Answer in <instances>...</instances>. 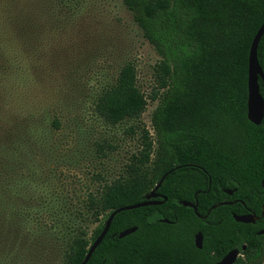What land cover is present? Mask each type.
Masks as SVG:
<instances>
[{
	"label": "trees",
	"instance_id": "16d2710c",
	"mask_svg": "<svg viewBox=\"0 0 264 264\" xmlns=\"http://www.w3.org/2000/svg\"><path fill=\"white\" fill-rule=\"evenodd\" d=\"M121 1L160 57L149 97L157 102L152 133L141 129V149L126 176L88 196L87 208L98 222L90 238L73 219L42 224L39 219L54 207L42 215V209L20 203L28 165L18 169L20 143L0 136V264H27L32 248L53 240L67 245L59 264H80L110 213L144 201L162 177L156 193L166 200L117 213L86 264H216L233 249L240 252L233 264H264V234H258L264 230V115L259 125L247 119L248 53L264 22V0ZM257 60L264 73V34ZM258 84L264 101V84ZM147 103L136 67L126 61L99 92L94 110L117 124L139 119ZM224 202L231 204L219 205ZM245 214L255 222L233 219ZM59 224L62 237L47 241L49 229ZM132 227L135 232L118 238ZM195 233L204 238L201 249L193 244Z\"/></svg>",
	"mask_w": 264,
	"mask_h": 264
},
{
	"label": "rangeland",
	"instance_id": "374dc122",
	"mask_svg": "<svg viewBox=\"0 0 264 264\" xmlns=\"http://www.w3.org/2000/svg\"><path fill=\"white\" fill-rule=\"evenodd\" d=\"M159 59L121 0H0V136L20 143L18 169L28 165L20 203L42 215L55 208L42 224L73 219L90 238L98 222L88 196L126 176L141 129L152 133ZM126 61L148 103L139 119L110 124L94 104ZM60 228L49 229L47 241L61 238ZM36 247L27 264H59L67 245Z\"/></svg>",
	"mask_w": 264,
	"mask_h": 264
},
{
	"label": "water",
	"instance_id": "95a60500",
	"mask_svg": "<svg viewBox=\"0 0 264 264\" xmlns=\"http://www.w3.org/2000/svg\"><path fill=\"white\" fill-rule=\"evenodd\" d=\"M263 34H264V22L260 25V27L256 31V33L252 39V42H251V45L249 48V53H248L247 119L250 123H252L254 125H259L261 123L263 115H264V101H263V99L259 93V84H258L259 79L264 84V73H263V71H262V69L258 63V60H257V46H258V43H259ZM162 180H163V177L154 186V188L148 194L145 195L144 201H142L140 203L133 204V205L121 206V207L113 210L110 213V215L108 216V218L106 219V221L104 223V227H103L101 233L91 243L84 259L82 260V262L80 264H86L88 262L89 258L91 257L92 253L94 252V250L99 246V244L102 242L105 235L107 234L109 227L111 225L112 219L114 218V216L117 213L125 211V210H131V209H136V208H140V207H145V206L160 205L166 200L165 197H161L159 194L156 193V191L158 190L159 186L162 183ZM225 192L228 195L232 194V191H230V190H226ZM157 197H161L162 200L161 201L155 200ZM181 204L185 207H190L194 211H196V206L194 204H192L191 202H182ZM224 204H231V202H224V203H220L219 205H224ZM219 205H213L211 207V209H213ZM211 209H209L207 211V214L209 213V211ZM233 219L236 222L248 224V223H254L256 220V217L252 214L233 215ZM161 221L164 223H169L167 220H161ZM135 231H136V227L126 229V230H124L118 234V238L121 239V238L135 232ZM258 234H264V230H260L258 232ZM201 238H202V236L200 233L195 234V246L197 248H201ZM241 249L244 250L245 245H243ZM239 255H240L239 250H237V249L230 250L228 253H226L222 257V259L219 262H217V264H233Z\"/></svg>",
	"mask_w": 264,
	"mask_h": 264
},
{
	"label": "flooded vegetation",
	"instance_id": "af4514ba",
	"mask_svg": "<svg viewBox=\"0 0 264 264\" xmlns=\"http://www.w3.org/2000/svg\"><path fill=\"white\" fill-rule=\"evenodd\" d=\"M158 198H160V199H162L161 197H157L155 200H157ZM195 234H197V233H195ZM195 234L193 235V244L195 245ZM201 234V233H200ZM202 236V235H201ZM203 242H204V238H203V236H202V238H201V248H202V244H203ZM196 247V246H195ZM197 248V247H196ZM201 248H198V249H201ZM211 253L213 254L214 253V250H211ZM222 259V258H221ZM220 259V260H221ZM219 260V261H220ZM219 261H217V262H219ZM217 264V263H216Z\"/></svg>",
	"mask_w": 264,
	"mask_h": 264
}]
</instances>
